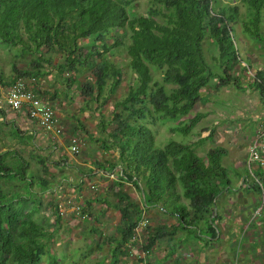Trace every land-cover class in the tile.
Instances as JSON below:
<instances>
[{
	"label": "trees",
	"instance_id": "1",
	"mask_svg": "<svg viewBox=\"0 0 264 264\" xmlns=\"http://www.w3.org/2000/svg\"><path fill=\"white\" fill-rule=\"evenodd\" d=\"M213 2L150 0L146 13L131 15V0H0V41L19 46L21 52L31 55L27 67L17 69L12 65V76L6 80L0 75L1 87L18 76L39 77L44 74V63H50L60 73L70 70L72 76L64 80L73 82L88 107L94 101L104 115L103 107L123 79L122 69L104 54L119 45L121 31H129L127 66L135 83L121 100L115 101L111 118L98 123L99 147L115 152L114 162L105 161L106 168L101 163L99 166L106 170L118 165V179L139 184L145 205L165 208L183 222L192 223V213H210L217 195L230 186L221 163L226 150L214 145L199 155L196 142L175 139L156 148L155 134L147 120L187 116V121L171 130L188 134L204 116L192 112L204 94L201 89L205 90L211 80H216V88L231 85L244 90L237 73L239 51L234 34L239 7L229 5L216 12ZM242 2L246 10L241 19L243 32L264 44V0ZM206 35L218 48L221 73L213 71L204 58ZM52 52L61 56L53 61L49 56ZM150 66L162 68L160 83L152 80ZM85 68L89 70L82 78L79 73ZM249 80L247 87L257 90L264 100L262 71L255 70ZM40 93L47 96L44 91ZM7 111L0 107V123L7 121ZM11 130L24 145L34 139V131L23 134L15 125ZM213 134L199 139V143L212 140ZM37 162L42 175L34 176L29 162L16 149L0 151V264H43L44 255L45 264H59L46 243L48 227L53 225L36 217L41 204L35 202V197L51 188L46 178L47 162L40 157ZM4 184L10 190L3 188ZM33 186L40 190L35 191ZM119 201L122 244L132 238L142 208L125 191H121ZM50 202L57 221L62 217L57 200ZM150 244L151 237H147L146 246Z\"/></svg>",
	"mask_w": 264,
	"mask_h": 264
},
{
	"label": "rangeland",
	"instance_id": "2",
	"mask_svg": "<svg viewBox=\"0 0 264 264\" xmlns=\"http://www.w3.org/2000/svg\"><path fill=\"white\" fill-rule=\"evenodd\" d=\"M132 8L128 5L131 15H141L147 12L150 0H131ZM229 5H237L239 7L238 19L234 22V34L237 49L239 51V63L237 73L241 76V86L244 90L235 88L231 85L214 87L215 79L210 81V84L203 91L202 99L198 102L196 109L192 112L203 113L204 116L200 118L198 123L190 129L188 134H184L178 130L172 131L171 127L187 121V116L182 117H167L163 120L158 118L147 122L155 134L154 147L160 148L163 144L171 139L197 143L196 152L202 155L206 149L214 145H222L226 153L221 159V163L224 166L228 179L231 184L236 185L239 181L238 176L247 170L244 160L246 157L245 147L241 144L246 143L241 138L246 134H250L256 124V114L263 112L264 106L259 97V93L255 89L247 87L246 70L242 68L247 65L249 71L254 72L260 69L264 76V44H260L256 39L248 36L242 30L241 19L245 16V5L242 0H214L213 9L217 12L222 7ZM262 29L264 30V11L262 17ZM121 39L119 45L115 46L110 52L104 54V57L113 62L116 66L120 67L123 72V79L119 87H117L115 94L103 107L104 115L100 114V111L94 106V101L89 97L91 107H88L87 102L84 100V95L79 93L73 82L68 83L64 80V77L72 76L69 71H62L61 73L50 63H44V74L35 78L33 86L41 88L48 93L56 94L55 97L49 96V100L55 109L61 107L63 111V125H65V131L62 136V141L58 142L56 139L45 133L44 130L37 125L36 122H31L29 117L22 113L11 111L8 109L6 114V122L0 123V151L5 149H16L23 157L29 162V169L33 172L34 176L42 175L40 172L37 159L43 158L48 164L49 174L46 176L51 188L42 193H38L35 197V202L41 204V209L36 214L37 218H41L44 224L54 225L55 217H53L52 206L50 200L55 193L53 185L58 183V179L61 175L55 174L57 165L56 161L62 162V157L66 158L68 155L79 158H96L101 160V163L105 164L104 158L101 155V148L96 145L99 142L98 139L92 136H88L89 132H99L100 128L98 123L100 120H106L111 118V114L114 110V103L116 100H121L125 95L129 86H133L135 83L133 72L127 66L126 46L129 43V31L120 32ZM204 58L209 64L210 68L221 73L218 67V48L214 41L206 35L203 41ZM49 56L53 61L57 60L61 55L58 52H52ZM31 55L20 51L19 46H11L9 43L0 41V75L1 78L6 80L12 76V65L17 69H22L28 66ZM82 70V69H81ZM89 70L85 68L80 71V77ZM152 73V80L161 82L162 68L158 69L154 66H150ZM70 84V85H69ZM0 83V87H1ZM59 85V86H57ZM166 89H169L168 84H164ZM2 90V89H1ZM53 93V94H54ZM54 94V95H55ZM58 110V109H57ZM1 119V118H0ZM15 125L17 129L23 134L35 131L34 139L30 144L24 145L21 143L15 135H13L11 126ZM80 128L82 131H80ZM212 131H219L222 135L221 139H205L203 143H199V139L207 138ZM84 132V133H82ZM87 132V133H86ZM85 135H87L85 137ZM103 136H106L103 134ZM72 137H75L78 142V149L76 152H69V144ZM237 138V142L235 141ZM241 140V143H240ZM84 142V144H83ZM94 146V147H93ZM98 152V153H97ZM61 158V159H60ZM63 158V160H64ZM65 160H69V157ZM66 170L63 169V172ZM74 173V172H73ZM75 174V173H74ZM66 175L72 178V172L66 171ZM53 187V188H52ZM3 188L10 190L7 184L3 185ZM35 191H39L38 187L33 186ZM58 189V188H56ZM33 201V200H32ZM69 218V217H68ZM54 220V221H53ZM70 220V219H69ZM70 222V221H69ZM47 226V225H46ZM62 226V225H61ZM60 230L51 229L48 227V231L55 234L57 232V241L61 243L55 245L53 236L50 234L46 238L47 249L53 255H56L59 259V264H78L79 256L76 250L73 253L67 254L72 248L70 243L69 232L70 230L66 225L62 226ZM59 230V231H58ZM66 237V242L64 238ZM83 239V240H82ZM84 239L81 238L78 241V245H83ZM68 250V251H67ZM87 254V252H85ZM47 260V255L42 257L43 264ZM80 262V261H79ZM80 264H90L86 260H82Z\"/></svg>",
	"mask_w": 264,
	"mask_h": 264
},
{
	"label": "crops",
	"instance_id": "3",
	"mask_svg": "<svg viewBox=\"0 0 264 264\" xmlns=\"http://www.w3.org/2000/svg\"><path fill=\"white\" fill-rule=\"evenodd\" d=\"M4 87H0V91ZM34 88L38 93L44 91L36 86ZM46 93L48 98L56 96L54 90L55 95L52 92ZM57 109L55 112L63 123V111L61 107ZM87 134L96 139L98 132ZM249 135L241 138L246 143L240 140L245 150ZM221 137L219 131H214L212 140ZM61 141L62 136L58 142ZM64 153L69 160L62 157L64 160L55 164V174L61 177L53 185L55 193L51 199L57 200L58 204L70 197L80 202L89 216L82 219L73 212L72 207H67L61 218L53 220L51 229L60 230L61 225L68 227L72 248L67 250V254L76 250L80 261H77L78 264L82 260L90 264H264V208L260 215L253 218V210L260 198V188L251 176L257 174L263 177L260 168L242 172L235 186L230 183L217 195L210 213H192L190 217L194 222L188 224L165 208L145 205L139 184L118 179V165L104 170L99 166L101 160L90 159L88 156L80 159V156L75 158ZM101 155L111 163L115 160V152L111 150L102 149ZM103 166L106 168L108 165L105 162ZM63 169L72 172V178ZM121 191H125L142 208L138 221L142 215L149 220L146 228L134 232L132 238L122 244ZM183 200L188 201L187 198ZM50 235H54L52 238L55 245L61 243L57 241V232L53 234L52 231ZM147 237H151V244L146 246ZM81 238H86L82 246L78 245ZM64 240L66 242V237Z\"/></svg>",
	"mask_w": 264,
	"mask_h": 264
},
{
	"label": "built area",
	"instance_id": "4",
	"mask_svg": "<svg viewBox=\"0 0 264 264\" xmlns=\"http://www.w3.org/2000/svg\"><path fill=\"white\" fill-rule=\"evenodd\" d=\"M247 77L253 76V72L246 68ZM33 77H15L11 84H8L0 92V107H4L7 110L16 111L26 115L30 119L36 121V123L48 133L52 139L57 141L63 136L65 131V125L59 120L55 109L49 100L48 96L38 93L34 90ZM264 106V100H262ZM256 124L253 131L249 135L248 147L246 149V157L244 164L247 170L256 167L263 171V177L257 174H251L253 181L260 188V198L253 210V218L262 213L264 208V109L260 114H256ZM78 142L75 137H72L69 144V151L76 152L78 149ZM120 174V168H116ZM94 185H91L93 187ZM58 212L63 215L66 213L67 207H72L80 218L84 219L89 216L88 212L83 210V206L80 202L71 199L70 197L62 200L57 204ZM149 224V220L145 215H142L138 221L134 232L138 233L140 229H144Z\"/></svg>",
	"mask_w": 264,
	"mask_h": 264
}]
</instances>
